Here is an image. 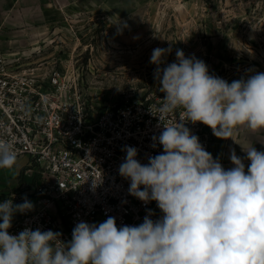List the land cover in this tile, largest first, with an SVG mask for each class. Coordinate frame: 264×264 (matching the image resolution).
<instances>
[{
  "label": "clouds",
  "instance_id": "clouds-1",
  "mask_svg": "<svg viewBox=\"0 0 264 264\" xmlns=\"http://www.w3.org/2000/svg\"><path fill=\"white\" fill-rule=\"evenodd\" d=\"M170 52L171 46L157 47L150 58L165 94L156 109L163 131L153 137L163 152L141 164L138 150L126 146L119 166L129 194L155 201L162 217L154 221L149 210L141 224L121 227L111 216L98 225L81 221L64 243L62 233L51 230L10 235L14 213L33 205L8 199L0 202V264H264V152L242 147V159L232 149L233 167L225 169L186 126L199 122L234 142L240 127L264 129V73L229 83L180 49L176 61L161 68ZM181 109L179 122H163ZM16 161L12 144L0 140V169Z\"/></svg>",
  "mask_w": 264,
  "mask_h": 264
},
{
  "label": "rangeland",
  "instance_id": "rangeland-1",
  "mask_svg": "<svg viewBox=\"0 0 264 264\" xmlns=\"http://www.w3.org/2000/svg\"><path fill=\"white\" fill-rule=\"evenodd\" d=\"M169 46L161 68L180 49L229 83L264 73V0H0V52L54 63L96 111L164 98L150 58ZM234 138H217L225 169L232 149L242 159L243 148L264 152V129L240 127Z\"/></svg>",
  "mask_w": 264,
  "mask_h": 264
},
{
  "label": "built area",
  "instance_id": "built-area-1",
  "mask_svg": "<svg viewBox=\"0 0 264 264\" xmlns=\"http://www.w3.org/2000/svg\"><path fill=\"white\" fill-rule=\"evenodd\" d=\"M162 99L132 97L96 111L83 102L76 79L54 63L21 64L0 52V140L12 144L17 160L28 158L23 174L33 180L2 200L12 199L15 205L27 198L33 205L14 213L9 234L51 230L62 233L67 243L81 221L98 225L111 216L118 227L136 226L149 210L151 219H160L155 201L145 204L129 194L130 181L120 175L119 166L126 146L138 150L141 164L163 152L153 140L163 131L156 111ZM179 111L163 122H179ZM186 126L223 166L227 151L212 130L199 122Z\"/></svg>",
  "mask_w": 264,
  "mask_h": 264
},
{
  "label": "crops",
  "instance_id": "crops-1",
  "mask_svg": "<svg viewBox=\"0 0 264 264\" xmlns=\"http://www.w3.org/2000/svg\"><path fill=\"white\" fill-rule=\"evenodd\" d=\"M28 163V158L24 157L16 161L12 169H0V202L10 191H23V186L33 183V180L23 174Z\"/></svg>",
  "mask_w": 264,
  "mask_h": 264
}]
</instances>
